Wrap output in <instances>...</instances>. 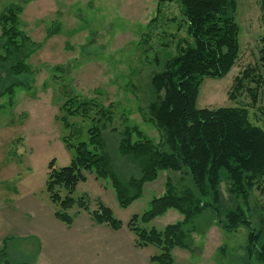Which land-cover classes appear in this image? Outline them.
Listing matches in <instances>:
<instances>
[{
	"label": "rangeland",
	"instance_id": "obj_1",
	"mask_svg": "<svg viewBox=\"0 0 264 264\" xmlns=\"http://www.w3.org/2000/svg\"><path fill=\"white\" fill-rule=\"evenodd\" d=\"M16 1L0 0V14ZM236 1L239 58L223 78L203 80L196 107L246 106L250 122L263 127L258 111L262 101L249 107L250 99L244 93L233 101L228 96L234 78L247 67L257 65L264 35L259 0ZM21 7L19 29L39 48L26 60L31 74L17 79L25 84L15 87L11 99L0 98V199L14 197L16 190L21 196L35 195L43 205L54 209L45 190L48 165L53 161L55 168L68 166L72 153L64 137L74 133L75 125L82 131L81 139L86 138L84 127L90 125L92 118L104 122L101 114L105 112L111 120L106 122L101 134L111 168L123 181L130 176L138 177L137 164L119 155L118 144L127 126H136L150 139L157 140L156 130L142 120L140 109H146L153 99L150 85L153 72L161 68L168 55H174L178 41L187 39L178 1L26 0ZM6 77L5 71L2 79ZM8 82L7 78L4 84L10 85ZM66 99H73V106L81 107V114L84 112L82 118L66 116L69 127L62 119ZM85 177L72 196L75 200L84 198L88 210L75 206L67 213L80 224L87 221V244L93 243L87 246V264H148L150 257L159 254V249L136 248L130 242L134 235L127 224L133 216L141 217L149 210L151 200L163 194L167 177L177 191H194L189 176L160 173L155 181L143 184L137 199L121 207L109 180L97 179L92 173H85ZM60 195L64 197L65 192L60 190ZM99 204L107 207L122 224L120 231L104 234L88 228L96 225L90 213L98 210ZM236 207L245 211L252 226L258 229V220L264 218V190H254L246 206L240 198L230 199L226 184L222 183L220 210ZM181 219L179 213L169 210L147 224L138 225L146 231H161ZM191 227L194 231L188 240L189 251L175 248L172 264H256L245 253L248 227L224 232L211 210L194 217ZM19 241H10L8 245L15 250L23 244ZM21 257L15 250L11 260ZM31 258V252L23 257Z\"/></svg>",
	"mask_w": 264,
	"mask_h": 264
},
{
	"label": "trees",
	"instance_id": "obj_2",
	"mask_svg": "<svg viewBox=\"0 0 264 264\" xmlns=\"http://www.w3.org/2000/svg\"><path fill=\"white\" fill-rule=\"evenodd\" d=\"M177 1L187 39L178 41L174 55H168L161 68L153 72L150 79L153 99L146 109H140L142 120L156 130L157 140L150 139L136 126H127L118 144L119 155L137 164L139 176L123 181L111 168L110 159L103 151L101 134L106 122L111 120L105 112L101 114L104 122L92 118L90 125L84 127L86 138L81 139L82 131L73 125L76 127L74 133L64 137L72 153L70 164L55 168L52 161L48 165L45 190L54 206L55 218L69 226L74 221V216L67 213L69 210L75 206L88 210L84 198L75 200L72 196L77 185L85 182V173L109 180L121 207L137 199L143 184L155 181L160 173L185 174L194 191H177L167 177L163 194L151 200L149 210L141 217L133 216L127 224L136 248L154 246L159 249V254L150 257L148 264H172L175 248L189 251L188 240L194 231L192 220L207 210L214 212L224 232L248 227L246 257L256 264H264V218L258 220L257 229L240 207L220 210L222 183L226 184L230 199L240 198L246 206L254 190H264V35L260 40L257 65L237 75L228 93L232 101L244 93L250 99L249 107L262 101L258 111L263 127L250 122L246 106L197 108L203 80L223 78L239 58L237 1ZM25 2H13L0 14V98L8 96L11 99L15 87L25 84L17 79L31 74L26 60L39 48L19 29L21 6ZM259 10L264 31V0H259ZM5 71L8 77L2 79ZM7 78L10 85L4 84ZM96 104L93 101V105ZM73 105V99H66L62 105L66 127H69L66 116L84 117L81 107ZM60 190L65 192L64 197ZM169 210L179 213L181 221L161 231H146L138 225L139 222L147 224ZM90 218L94 224L107 226L115 232L122 228L111 211L101 204L98 210L90 213ZM0 264H14L5 242L0 247Z\"/></svg>",
	"mask_w": 264,
	"mask_h": 264
},
{
	"label": "crops",
	"instance_id": "obj_3",
	"mask_svg": "<svg viewBox=\"0 0 264 264\" xmlns=\"http://www.w3.org/2000/svg\"><path fill=\"white\" fill-rule=\"evenodd\" d=\"M14 194L0 199V247L5 242L12 258L15 250L23 257L29 252L33 255L29 260L12 259L14 264H87V246L93 245L87 244V221L80 224L74 219L71 225H65L55 218L54 209L43 205L37 196H21L16 190ZM88 228L113 234L104 225ZM13 240L23 244L13 250L8 245Z\"/></svg>",
	"mask_w": 264,
	"mask_h": 264
}]
</instances>
